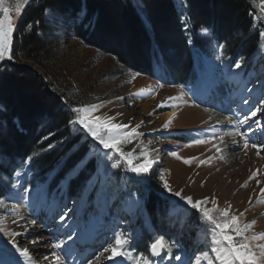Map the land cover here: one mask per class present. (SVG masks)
Instances as JSON below:
<instances>
[{"label": "rangeland", "instance_id": "1", "mask_svg": "<svg viewBox=\"0 0 264 264\" xmlns=\"http://www.w3.org/2000/svg\"><path fill=\"white\" fill-rule=\"evenodd\" d=\"M16 3L17 0H5V5L13 9ZM177 4L182 20L186 21L184 2L177 0ZM254 4L255 26L260 31H264V13L260 12L259 0H254ZM28 5L22 8V13ZM22 13L19 17L14 10L11 13L15 30ZM46 17L61 36L58 43L48 48L50 55L52 54L51 59H45L44 64L24 61L16 57L12 51L10 61L32 65L33 69L42 75L43 80L51 85L52 90L73 107L103 102L104 107L96 113L101 116H114L117 111H123L125 108L130 112L131 109H135L130 124L134 123L135 126L137 122L140 124L143 121L138 131L145 135L123 145L122 150L133 153V163H136L141 152L156 149L157 151L152 155L157 163L153 165L150 178L144 182H140L131 172H126V165L117 170H109L107 180L101 176V183L108 197L107 204L98 192L92 191V185L96 182V174L92 173L95 164L89 165L87 169L78 170L72 177L71 185L72 183L74 185L72 194H68L69 180L61 179L63 174L61 170L64 168L62 156L46 169L33 168L31 165L23 168V163L16 166L14 172H26L27 175L17 178L13 172L11 178L3 179L10 187V195L0 198L5 205L0 207V228L5 232H19L23 231L21 224L28 225L30 221H36L35 226L31 227L26 235L17 238L21 247L30 248L35 264H55L52 253L59 256L64 264H73V262L79 264V258L75 254L65 257L60 249L52 247L65 237L56 230L58 217L53 221L52 213L49 211V208L54 207L55 204H59L61 208L65 206L71 208L74 203L83 206L82 218L92 220L86 239L78 242V251H82L85 256L93 251H99L100 245L105 244L106 241L110 242L113 231L134 238L133 254L147 253L148 244L154 237L165 235L166 240L179 243L181 250L174 248L173 254L181 255L185 260L193 258L196 253L208 252L210 256L214 255L210 251L216 246L212 242L211 225L202 215H194L169 204L167 198L161 195L158 181V174L161 171L164 172L173 190L183 189L185 195L196 199L214 195L217 199L216 206L220 209L230 204V212L238 216L241 227L255 221L246 235L264 233V193L260 191L264 188V151L257 155L256 149L243 148L240 137H236L239 144L233 145L232 138L226 136L224 159H219L221 153L215 152L213 148V144L219 143V140L202 145L190 143L192 139L202 137L204 132L211 135L213 129L210 126L215 124L217 117L219 120H224L225 117L235 119L234 112L237 110L241 93L232 79L220 77L215 71V64L226 65L227 62L245 58L247 61L245 67L240 70L232 69V72L237 73L236 81L239 82L240 87L247 84L250 89L260 88L261 83L264 82V49L260 47L264 45V38L260 39L257 50L251 55L227 56L223 52V62L216 60L220 55L218 44L222 43L213 40L207 51L192 47L199 73L198 82L193 86L185 87L153 80L154 92L149 97L143 96L144 103L150 102L148 111L144 113L142 107L133 104L136 96L131 99L128 97L134 94L139 77L145 75H137L138 73L118 63L114 57L84 45L74 36L73 24L70 21L65 25L47 15ZM199 34L209 37L210 31L207 34L199 31ZM21 37L22 34H19L18 38L13 37V50H17ZM161 84L163 87H160ZM181 93L184 94L182 98L168 101V97H181ZM118 97L125 99L120 100ZM161 101H165V104L158 108L157 105ZM184 105L186 107H183ZM175 108L178 109L175 120L169 129H162L163 115ZM231 130L232 127L227 124L215 126V132L219 135ZM57 149L58 153L63 151L60 147ZM172 151L177 152L181 159L171 156L169 153ZM185 159H191V163H184ZM201 160L205 163L200 164ZM64 171H67L66 168ZM252 172H257V176L249 181L248 177ZM21 184L36 186L45 194L46 202L36 200L35 190L30 192L26 199H20L16 194L24 195ZM151 199L156 202V207L152 209L147 206V200ZM98 200L99 206H97ZM87 203H91V207H87ZM14 205L19 207L13 210ZM208 207H213L211 202ZM13 221L19 223L13 224ZM7 239L10 237L0 233V245ZM34 240L40 242L33 244ZM249 242L253 245L264 244V238ZM45 256L49 258L47 261L43 259ZM126 264L132 262L126 261ZM157 264H167V259L157 260ZM173 264L176 262L173 261ZM202 264H207L203 256Z\"/></svg>", "mask_w": 264, "mask_h": 264}, {"label": "snow or ice", "instance_id": "2", "mask_svg": "<svg viewBox=\"0 0 264 264\" xmlns=\"http://www.w3.org/2000/svg\"><path fill=\"white\" fill-rule=\"evenodd\" d=\"M31 2L32 0H17L13 9L5 5V0H0V62L12 59L15 31L11 15L12 11L14 10L16 16L19 17L22 13V8ZM259 7L260 12L264 13V0H259ZM43 14L58 23L67 25L69 21L72 24H75L78 20L82 22L83 17L86 16V10L82 9L81 13L69 17L59 9L56 0H52V3L43 10ZM35 23L38 26L40 22L36 21ZM27 28L30 30L32 25H28ZM185 28L187 29V24H185ZM200 32L207 34L209 28L201 27ZM259 37L264 38V31L259 32ZM225 47V44H218L220 55L216 57L217 61H224L223 50ZM260 47L264 49V45H260ZM246 63V59L242 57L232 62H227L226 65L224 63L214 65L215 71L220 74V77L232 79L237 84L238 90L241 93L237 110L234 112L235 119L231 117H225L224 120L217 119L215 124L210 126L213 129L211 135L204 132L202 137L194 138L190 142L194 145H202L219 140V143L213 144L215 152L221 153L219 159H224V138L226 136L232 138L231 142L233 145L239 144L236 137H240L243 141V148L245 150H248L249 147L256 149L257 155L261 151H264V82L261 83L260 88L254 87L250 89L247 87V84L240 87L239 82L236 81L237 73L232 72L233 68L240 70L246 66ZM160 87H163V85L161 84ZM152 92L153 89L151 88H141L137 93L130 95L128 99H131L133 96H147ZM183 95L181 93V97H168V101L180 99ZM193 96H195V93H193ZM57 99L62 101V108L66 109L64 119H54L52 122L43 125L48 130L47 134L43 135L38 141L40 151H34L25 157L22 164L23 168L30 167L32 162L42 153H46L57 147L66 149L67 151L63 153L61 159L67 171H64V168H62L63 174L61 179L67 178L71 187L72 177L78 170L87 169L89 165L95 164L92 173L96 174V182L92 185V191L98 192L99 196L104 198L105 204H107L108 197L105 193L104 185L101 183V176L107 180L109 170H117L126 165L125 171L134 174L140 182H144L150 178L153 165L157 163L152 154L157 150L151 149L141 152L136 163H133V153L122 150L123 145L131 143L137 137L145 135V133L138 131L142 127L143 121L132 127L130 124L117 122V118L122 115L121 113H117L116 116L97 115L96 113L99 109L104 107L103 102L73 107L66 100L62 98ZM118 99L123 100L125 97H118ZM164 104L165 101H161L157 107H163ZM175 115L173 113L169 116L168 120L162 125V129L167 130L170 128ZM209 119L211 120V117ZM220 124L230 125L232 130L219 135L215 132V126ZM61 125L63 126L61 127ZM153 131H156V129H153ZM64 133H67V135ZM169 154L181 159L175 151ZM184 163H191V159H185ZM204 163L205 161H200V164ZM115 174L113 173V175ZM14 175L20 178L26 176L27 173L16 171ZM256 176L257 172H252L248 180L250 181ZM158 181L160 183L161 195L167 198L169 204L173 207L184 209L188 213L202 215L208 224L211 225L212 242L216 246L212 247L210 251L214 255L210 256L208 252L196 253L193 258L185 260L183 256L173 254L174 248L178 251L181 250L179 243L177 241L166 240L165 235L155 236L148 244L147 253L138 252L133 254L132 248L135 246L134 238L130 235L113 231L110 242L106 241L105 244L100 245L99 251H93L88 256H85L82 251H78V242L86 239L92 225V220L82 218L84 216L81 211L83 206L76 203L71 208L65 206L66 210L65 208H61L59 204H55L54 207L49 208V211L52 213L51 219L55 221L58 217L57 232L65 237L64 240L52 245V247L60 249L65 257H71L75 254L79 258V264H126V261H131L132 264H157V260L164 261L165 259H167V264H173V261L176 264H202V256L206 259L207 264H217V262L218 264H264V244L253 245L249 242L250 240L264 238V233H260L259 235L253 234L252 236L246 235L248 230L255 224V221L244 224L241 227L238 223V216L230 212V204L228 207L220 209L216 206L217 199L214 195L212 197L196 199L193 196L185 195L183 189L173 190L165 178L163 171L158 174ZM20 187L24 194H16L20 199H26L27 195L35 190L36 200L42 203L46 202L45 194L36 186L21 184ZM260 191L264 193V188H261ZM209 202H211L213 207H208ZM2 206H5L4 201L0 200V207ZM86 206L91 207V203H87ZM97 206H99V200L97 201ZM15 207H19V205H14L13 210H15ZM22 219L23 217H21ZM16 223H19V221H13V224ZM35 224V220L30 221L28 225L21 224L23 231L19 232H5L3 228H0V233L10 237V239L5 240L0 245V264H35L30 248L21 247L20 241L17 239L20 236L26 235ZM216 237H219V239H216ZM39 242L38 240H34L32 243L36 244ZM52 255L55 258V264H64V261L59 256H56L55 253H52ZM43 259L47 261L49 258L45 256Z\"/></svg>", "mask_w": 264, "mask_h": 264}, {"label": "trees", "instance_id": "3", "mask_svg": "<svg viewBox=\"0 0 264 264\" xmlns=\"http://www.w3.org/2000/svg\"><path fill=\"white\" fill-rule=\"evenodd\" d=\"M182 1L186 21L177 0H56V4L69 17L86 10L82 22L72 25L74 36L84 45L163 84L189 87L198 82L192 47L207 51L214 40L226 45L227 56H247L257 50L261 38L254 0ZM51 3L33 0L23 11L13 36L22 34L13 50L21 60L44 64L51 59L48 48L61 37L43 14ZM201 27L209 28V37L199 34ZM57 98L61 96L32 65L10 60L0 64V198L10 195L3 179L11 178L25 157L40 151L38 141L48 130L43 125L64 119L66 109ZM57 150L42 153L31 167L50 168L67 151ZM73 189L72 183L68 194ZM155 205L154 199L147 200L148 208Z\"/></svg>", "mask_w": 264, "mask_h": 264}, {"label": "bare ground", "instance_id": "4", "mask_svg": "<svg viewBox=\"0 0 264 264\" xmlns=\"http://www.w3.org/2000/svg\"><path fill=\"white\" fill-rule=\"evenodd\" d=\"M153 86H154V81L153 80H151L150 78H148V77H145V76H140L139 77V79H138V81H137V85H136V87L134 88V91H133V93H137L141 88H153ZM210 90V89H209ZM207 91V90H206ZM154 92V91H153ZM152 92V93H153ZM151 93V94H152ZM151 94H149V95H147L146 97H149V96H151ZM209 95V94H208ZM134 102H133V104H135V105H138L139 107H142V111L145 113V112H147L148 111V106H149V104H150V102H145L144 103V101H143V96H136L134 99ZM151 101V100H150ZM186 101H187V99H186ZM183 107H186V105H184ZM128 109V108H127ZM126 108L125 109H123V111H117L116 113H115V115L114 116H116V114L117 113H121L122 115H120L118 118H117V122H123V123H126V124H130V121L132 120V116L134 115V111H135V109H131V111L132 112H130V111H128ZM173 113H175L176 115H177V113H178V109L177 108H175V109H173V110H171V111H169V112H167V113H165L164 115H163V123H165L167 120H168V118H169V116H171ZM217 113V112H216ZM137 115V114H136ZM176 115H175V117H174V119H173V121L175 120V118H176ZM218 115V114H217ZM142 118V117H141ZM139 120H140V118H138ZM216 119V118H215ZM217 119H218V117H217ZM139 122H137L135 125H137ZM132 127H134V123H131L130 124ZM225 128V127H224ZM221 129H222V127H221ZM220 129V130H221ZM224 130H226V129H224Z\"/></svg>", "mask_w": 264, "mask_h": 264}, {"label": "water", "instance_id": "5", "mask_svg": "<svg viewBox=\"0 0 264 264\" xmlns=\"http://www.w3.org/2000/svg\"><path fill=\"white\" fill-rule=\"evenodd\" d=\"M148 78H150V77H148ZM151 80H154V79H152V78H150Z\"/></svg>", "mask_w": 264, "mask_h": 264}]
</instances>
